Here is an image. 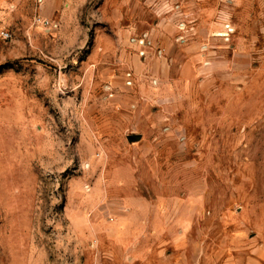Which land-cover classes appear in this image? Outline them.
<instances>
[{
    "label": "rangeland",
    "instance_id": "1",
    "mask_svg": "<svg viewBox=\"0 0 264 264\" xmlns=\"http://www.w3.org/2000/svg\"><path fill=\"white\" fill-rule=\"evenodd\" d=\"M39 6L0 9V264L264 251V0ZM119 53L123 90L105 80Z\"/></svg>",
    "mask_w": 264,
    "mask_h": 264
},
{
    "label": "crops",
    "instance_id": "2",
    "mask_svg": "<svg viewBox=\"0 0 264 264\" xmlns=\"http://www.w3.org/2000/svg\"><path fill=\"white\" fill-rule=\"evenodd\" d=\"M22 0H0V9H16L19 2ZM40 2V15L44 18H51L52 16H56L59 17L60 19L67 16V14L69 13V7L72 5V3L74 2L76 4L77 7L84 5V3H86L88 0H38ZM58 13V14H56ZM126 13L125 11H122V13H119L116 15V17H121L122 21H123V17L126 15L124 14ZM121 21V20H120ZM119 29V28H118ZM119 35L116 36L115 40L113 39L112 36L108 35V39L105 42L102 41H96L95 39L93 40V49H92V53L95 54H103L106 53V51H108L110 48L112 50H114L115 48H124V46H126V43L124 42L122 45L120 44V42H117L119 40H121L122 38H125V35L123 34H127L129 31L126 30L125 32V28L123 27L121 30H118ZM124 32V33H123ZM154 33V32H153ZM152 34V33H151ZM128 36V34H127ZM142 44V43H140ZM116 56L114 57V61L112 62L111 67L108 66V69H106V74L107 77L105 78V80H107L106 82H109L111 88L114 89H118V90H123L124 86L120 85L118 82L119 78H117V74H116V69L117 67H123V65L126 64V59H123L124 57H122V53L119 54H115ZM137 63L138 59L135 60ZM161 57L159 59V61L153 60V64L154 65H161L160 66V70L162 71H168V65H166V69L162 66L161 64ZM100 63V62H99ZM108 64V63H106ZM100 65L105 67V64H101ZM119 70H121V68H119ZM154 76H158L157 72L154 71H150ZM159 72V70H158ZM125 73V72H124ZM109 86V88H110ZM121 87V88H120ZM110 88V89H111ZM250 256L245 257L241 256L240 258L238 257L235 260V264H264V251H260V249L255 248L254 250H252L250 252Z\"/></svg>",
    "mask_w": 264,
    "mask_h": 264
},
{
    "label": "built area",
    "instance_id": "3",
    "mask_svg": "<svg viewBox=\"0 0 264 264\" xmlns=\"http://www.w3.org/2000/svg\"><path fill=\"white\" fill-rule=\"evenodd\" d=\"M38 22H40V20H37ZM43 25H48V21H42L41 22ZM10 34L7 32V31H4V30H0V38L3 39V40H8L10 39Z\"/></svg>",
    "mask_w": 264,
    "mask_h": 264
}]
</instances>
